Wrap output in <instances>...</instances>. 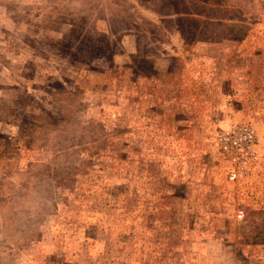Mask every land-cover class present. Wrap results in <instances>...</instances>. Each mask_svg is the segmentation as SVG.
I'll return each instance as SVG.
<instances>
[{
    "label": "rangeland",
    "instance_id": "obj_1",
    "mask_svg": "<svg viewBox=\"0 0 264 264\" xmlns=\"http://www.w3.org/2000/svg\"><path fill=\"white\" fill-rule=\"evenodd\" d=\"M0 264H264V0H0Z\"/></svg>",
    "mask_w": 264,
    "mask_h": 264
},
{
    "label": "built area",
    "instance_id": "obj_2",
    "mask_svg": "<svg viewBox=\"0 0 264 264\" xmlns=\"http://www.w3.org/2000/svg\"><path fill=\"white\" fill-rule=\"evenodd\" d=\"M217 143L227 161V175L231 181L244 179L260 162L258 133L249 122H232L218 132Z\"/></svg>",
    "mask_w": 264,
    "mask_h": 264
},
{
    "label": "trees",
    "instance_id": "obj_3",
    "mask_svg": "<svg viewBox=\"0 0 264 264\" xmlns=\"http://www.w3.org/2000/svg\"><path fill=\"white\" fill-rule=\"evenodd\" d=\"M217 18V17H215ZM209 19V18H208ZM208 19H206L207 23L205 22V25H208V22H210ZM218 20H220L219 18H217ZM213 22V21H212ZM221 23V22H220Z\"/></svg>",
    "mask_w": 264,
    "mask_h": 264
}]
</instances>
